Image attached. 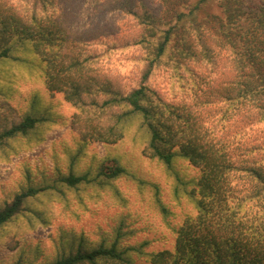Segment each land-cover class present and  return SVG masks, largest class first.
<instances>
[{"label":"trees","instance_id":"obj_1","mask_svg":"<svg viewBox=\"0 0 264 264\" xmlns=\"http://www.w3.org/2000/svg\"><path fill=\"white\" fill-rule=\"evenodd\" d=\"M29 1L43 11L0 12V63H28L31 75L37 73L34 78L75 107L71 126L78 133L77 147L123 142L138 123L146 139L140 142L146 144L144 155L174 175L177 201L186 198L194 208L171 250L148 253L149 241L129 242L131 231L119 226L91 247L79 243L44 264H264V0H198L189 13L182 8L190 0H159L157 12L144 1L142 10L129 5L141 27L134 45L142 51L145 67L140 84L128 92L119 89L95 54L85 51L82 36L62 20L60 0ZM207 7L199 25L192 24L188 15ZM214 7L219 14L211 11ZM20 51L34 55L36 62ZM225 60L232 76L220 89L196 68L218 70L217 62ZM158 72L181 82L175 101L149 85ZM7 93L6 100L0 94V151L9 155L11 142L58 117L52 111L33 112L37 104L13 117L16 108ZM180 162L198 174L181 175L174 170ZM68 164L67 172L55 169L40 181L27 172L28 183L0 206L2 235L29 201L51 196V203H72V197L85 193L86 204L97 206L105 197L120 200L119 190L110 192L109 186L134 178L118 157H97L91 166L95 170H76L71 160ZM161 211L166 218L168 209L161 205Z\"/></svg>","mask_w":264,"mask_h":264},{"label":"rangeland","instance_id":"obj_2","mask_svg":"<svg viewBox=\"0 0 264 264\" xmlns=\"http://www.w3.org/2000/svg\"><path fill=\"white\" fill-rule=\"evenodd\" d=\"M143 1L148 8L159 11V0L59 2L62 20L72 29V33L82 36L81 41L89 49L85 51L89 55L95 54L101 69L124 92L140 84L145 67L143 53L134 45L141 27L128 12L131 4L142 10ZM197 2L198 0H190L182 11L189 13ZM0 5V12L13 8L26 10L28 13L35 8L43 11L39 4L29 0H0ZM45 9L48 10V3ZM208 11V7L203 8L194 15L189 14L188 19L198 26ZM211 11L220 13L217 7ZM22 53H25L22 56L24 59L28 57L36 62L34 55ZM217 64L218 70L207 65H198L196 68L207 73L220 89L221 83L232 75L229 77L231 72L226 60ZM27 65L26 62L0 63V94L6 100L7 91L10 93L11 105L16 108L13 117L22 116L26 109L37 104L38 109L33 112L43 114L52 111L51 115L58 117V120L56 123L38 126L28 137L11 142L13 151L9 155L0 151V206L11 201L20 188L28 183V171L31 170L36 176L35 180L40 181L45 174L48 178L52 177L55 169L65 171L70 160L75 161V166L72 167L76 170L82 171L83 168L87 171L97 157L98 160L118 157L134 178L124 177L109 186L110 192L114 193V188L119 190L120 200L112 202L105 197L97 206L90 202L86 204L85 193L72 197L76 198L72 203H51L50 200L54 199L51 196L29 201L21 211V216L8 227L7 233L2 235L0 231V264H44L64 250L77 248L79 243H84L85 248L91 247L104 237L113 235L119 226L123 231H131L132 235L126 236L129 242L149 241L146 248L148 253L171 250L177 230L186 217L194 212V208L186 198L177 201L174 175L163 164L144 155L146 139L144 140L138 123L130 127L123 142L77 147L78 133L71 126L75 107L62 93L50 92L42 80L33 77L37 73L31 75L33 72ZM169 75L167 72H158L149 85L166 99L175 101L181 95V82ZM9 84L11 87H8ZM141 141L144 143H140ZM11 158L14 160H10ZM95 168L93 166L91 170ZM194 169L188 167L187 163L180 162L174 170L192 178L198 174ZM135 179L142 181V185ZM154 186L158 187L159 192ZM85 192L91 193L90 190ZM121 197L125 200H121ZM161 205L169 211L166 218L162 214ZM81 239L83 242L79 241ZM142 262H146V257Z\"/></svg>","mask_w":264,"mask_h":264}]
</instances>
